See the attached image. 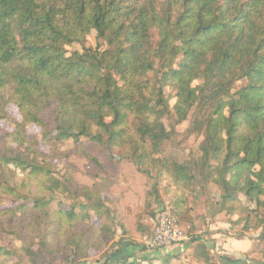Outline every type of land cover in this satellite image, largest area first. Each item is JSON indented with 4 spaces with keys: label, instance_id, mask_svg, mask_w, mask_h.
I'll return each mask as SVG.
<instances>
[{
    "label": "trees",
    "instance_id": "trees-1",
    "mask_svg": "<svg viewBox=\"0 0 264 264\" xmlns=\"http://www.w3.org/2000/svg\"><path fill=\"white\" fill-rule=\"evenodd\" d=\"M8 106L22 121L0 135V264H79L90 251L126 264L138 248L94 224L107 212L100 187L57 179L29 126L54 149L86 139L124 149L140 174L159 165L176 218L224 213L264 242V0H0V123ZM189 116L201 156L169 162ZM156 204L154 184L150 219ZM203 249L202 264H245Z\"/></svg>",
    "mask_w": 264,
    "mask_h": 264
},
{
    "label": "rangeland",
    "instance_id": "rangeland-1",
    "mask_svg": "<svg viewBox=\"0 0 264 264\" xmlns=\"http://www.w3.org/2000/svg\"><path fill=\"white\" fill-rule=\"evenodd\" d=\"M95 45L94 39L90 37L86 47L94 48ZM75 49L80 50V47L75 46ZM164 92L170 98L169 104L172 107L173 92L167 88ZM6 113L8 120L0 123V135L13 132L15 123L22 121L16 107L8 106ZM191 120L189 116L185 122L174 127L172 143L165 146L169 162L183 164L201 156L199 148L203 142V136L188 132ZM27 133L29 140H36L35 148L43 155L54 156L51 160L52 171L57 179L69 178L80 187H91L93 184L100 187L107 212L101 218L93 217L94 224L113 228L116 232L115 241L122 237L124 242L138 247L136 253L143 251V244L151 235L160 209L164 205L171 206L172 203L168 190L173 189V186L167 177L158 175L161 166L146 167L150 172V176H146L136 171L127 157L129 154L124 149H108L103 144L91 143L86 139H81L77 144L67 141L56 145L54 149V143L42 141L40 129L29 126ZM154 184L157 188L158 204L153 206L154 217L150 219L147 214L149 209H144V202L142 204L141 202L143 194L149 192ZM209 189L213 203L217 201L221 192L213 184L209 186ZM56 207L57 205L53 204L52 208L56 209ZM195 214L197 212L182 220L177 218L186 236L183 243H189V248L188 251L174 257V264H202L197 262L196 257L203 254V247L208 248L216 258L226 256L240 259L245 264H264V242L258 240L260 230L244 232L241 227L244 224L239 227L230 226L229 219L224 213L214 218L209 217L207 213H203L201 217ZM260 215L264 216V208L260 211ZM254 223L255 221L251 219L247 224L253 226ZM119 224L124 225L126 230L124 236L119 229ZM210 226L219 229L209 231ZM224 228L229 231H225ZM213 235L218 237L212 239ZM195 238H199V241L193 243L192 239ZM202 241L207 243L206 246L201 243ZM14 246L19 247L20 243L16 242ZM100 258V254L90 251L88 258L79 264H99Z\"/></svg>",
    "mask_w": 264,
    "mask_h": 264
},
{
    "label": "built area",
    "instance_id": "built-area-1",
    "mask_svg": "<svg viewBox=\"0 0 264 264\" xmlns=\"http://www.w3.org/2000/svg\"><path fill=\"white\" fill-rule=\"evenodd\" d=\"M186 240L185 232L178 223L172 207L164 205L158 213L151 235L144 242L145 250H159L178 246Z\"/></svg>",
    "mask_w": 264,
    "mask_h": 264
},
{
    "label": "crops",
    "instance_id": "crops-1",
    "mask_svg": "<svg viewBox=\"0 0 264 264\" xmlns=\"http://www.w3.org/2000/svg\"><path fill=\"white\" fill-rule=\"evenodd\" d=\"M144 195L142 196V202H144ZM230 227V226H229ZM214 229L213 226L209 227V231H212ZM225 231H227V228H224ZM229 231V230H228ZM218 236H212V239H216ZM203 245L207 244L205 242H201ZM129 244L127 242H123L122 245ZM206 246V245H205ZM189 243H182L178 246H173L170 248L165 249H159V250H144L140 253H136L137 249H134L133 246H129L126 249V255L131 256V258L128 260L126 264H174L175 259L174 257L188 251Z\"/></svg>",
    "mask_w": 264,
    "mask_h": 264
}]
</instances>
